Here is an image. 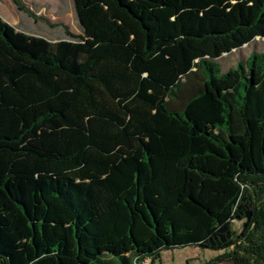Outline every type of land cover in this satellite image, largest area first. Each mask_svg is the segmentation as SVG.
I'll use <instances>...</instances> for the list:
<instances>
[{"label": "trees", "instance_id": "obj_1", "mask_svg": "<svg viewBox=\"0 0 264 264\" xmlns=\"http://www.w3.org/2000/svg\"><path fill=\"white\" fill-rule=\"evenodd\" d=\"M72 10L81 33L56 42L0 17V264H143L185 246L264 264V52L217 62L264 39V0Z\"/></svg>", "mask_w": 264, "mask_h": 264}, {"label": "rangeland", "instance_id": "obj_2", "mask_svg": "<svg viewBox=\"0 0 264 264\" xmlns=\"http://www.w3.org/2000/svg\"><path fill=\"white\" fill-rule=\"evenodd\" d=\"M28 3L27 7H33L34 9H39L40 7H45L46 9V17H36L34 12H31L30 16L27 12H19L14 5L12 0H0V17L8 24H15L18 22V19L24 22L23 14L26 13L30 17L31 26L35 21L40 20L36 23V26H49L51 28V34H54V27L50 20H52L53 13L58 9V4L67 6L68 0H23ZM73 4V0H71ZM65 3V4H64ZM24 5V3H23ZM25 6V5H24ZM25 6V8H26ZM26 10H28L26 8ZM29 11V10H28ZM43 14V11H42ZM49 19V20H48ZM64 23L71 30H75L74 23L75 18L73 13H68L66 17H64ZM48 31V30H47ZM252 52H264V39H256L250 45L243 47L239 50L232 52L231 54H226L222 58L218 59L217 62L221 64L222 72H227L228 69L233 68L240 61H245L247 57ZM246 222V219H242L241 217L236 218L231 222L232 231L236 234H240L242 231L243 225ZM224 250H213L208 248H201L199 246H185L179 248H171L162 250L157 259L146 258L143 264H205L206 262L222 255ZM229 264V263H223Z\"/></svg>", "mask_w": 264, "mask_h": 264}, {"label": "crops", "instance_id": "obj_3", "mask_svg": "<svg viewBox=\"0 0 264 264\" xmlns=\"http://www.w3.org/2000/svg\"><path fill=\"white\" fill-rule=\"evenodd\" d=\"M22 3H24V5L26 6L28 3H26V1L21 0ZM65 4V3H64ZM26 8L31 11L34 12L36 17H41L44 18L46 17V9L45 7H40L39 9H34L33 7H27ZM43 11V14H42ZM23 13V12H22ZM68 13H73L72 10V3L71 0L67 1V6L64 5L63 7L61 6V4H58V9L53 13L52 16V20L51 23L53 24V29L55 31L54 34H51V28L49 26L43 27V26H36V23H38L40 20L35 21L33 24V26H31V21L30 19L32 17H30L28 14L24 13L23 17H24V22L20 21L18 19V22L15 24H10L12 26L18 27L20 30H22L23 32L29 34V35H33V36H39V37H44L47 40L51 41V42H56L59 40H62L65 38V32H64V26H66V24L64 23V17H66V15H68ZM74 16V13H73ZM75 18V17H74ZM49 20V19H48ZM69 29V31L73 34H80V29H79V25L77 20L75 19V23H74V28L75 30H71V28L67 27ZM48 30V31H47Z\"/></svg>", "mask_w": 264, "mask_h": 264}, {"label": "water", "instance_id": "obj_4", "mask_svg": "<svg viewBox=\"0 0 264 264\" xmlns=\"http://www.w3.org/2000/svg\"><path fill=\"white\" fill-rule=\"evenodd\" d=\"M246 218H247V221L250 220V218H251V212H249V211L246 212ZM229 227H230V226L224 228V229L221 231V234H225L226 232H227V233L221 237V241H218V244H221V242H226L227 239L231 238V232L228 231ZM211 245H212V246H215V242L212 241V242H211Z\"/></svg>", "mask_w": 264, "mask_h": 264}, {"label": "flooded vegetation", "instance_id": "obj_5", "mask_svg": "<svg viewBox=\"0 0 264 264\" xmlns=\"http://www.w3.org/2000/svg\"><path fill=\"white\" fill-rule=\"evenodd\" d=\"M250 201H252V199L250 198Z\"/></svg>", "mask_w": 264, "mask_h": 264}]
</instances>
